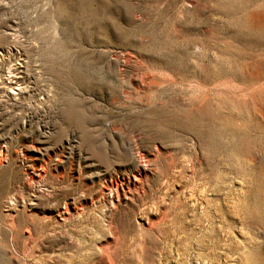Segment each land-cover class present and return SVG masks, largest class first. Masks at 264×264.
Masks as SVG:
<instances>
[{
  "label": "rangeland",
  "instance_id": "374dc122",
  "mask_svg": "<svg viewBox=\"0 0 264 264\" xmlns=\"http://www.w3.org/2000/svg\"><path fill=\"white\" fill-rule=\"evenodd\" d=\"M0 149V264H264V0H0Z\"/></svg>",
  "mask_w": 264,
  "mask_h": 264
},
{
  "label": "bare ground",
  "instance_id": "6f19581e",
  "mask_svg": "<svg viewBox=\"0 0 264 264\" xmlns=\"http://www.w3.org/2000/svg\"><path fill=\"white\" fill-rule=\"evenodd\" d=\"M12 81V80H11ZM9 83L11 84L12 82H10L9 81ZM13 83L14 84H16L17 86H19L20 84L17 82V80L16 81H13ZM11 88H15V87H11ZM16 89H19L18 87H16ZM13 92H11V93H16V92H14V90H12ZM2 152V149H0V153ZM2 154V153H1Z\"/></svg>",
  "mask_w": 264,
  "mask_h": 264
}]
</instances>
